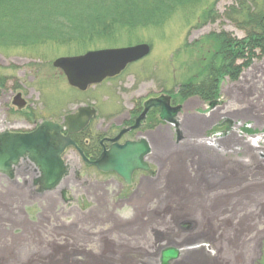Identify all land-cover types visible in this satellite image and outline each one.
Instances as JSON below:
<instances>
[{
	"label": "rangeland",
	"instance_id": "1",
	"mask_svg": "<svg viewBox=\"0 0 264 264\" xmlns=\"http://www.w3.org/2000/svg\"><path fill=\"white\" fill-rule=\"evenodd\" d=\"M239 1L264 13V0H201L161 27L122 29L106 42L0 49L6 61L0 77L20 82L5 81V103L10 100L12 84L20 85L19 92L36 109L72 93L61 72L53 68L59 58L143 44L151 47L149 56L128 67L112 84L95 90L100 109H123L125 100L109 94L114 87L122 88L128 98L131 93L132 98L142 95L146 99L177 92L181 84L197 76L206 58L207 63L211 61L206 37L223 31L239 40L246 37V31L236 29L224 17L233 5L239 10ZM220 98L227 109L223 116L235 124L230 135L234 137L216 136L214 122L204 130V137L185 141V148L180 147L182 143L174 144L172 135V143L170 137L164 138L165 159L158 168L154 165L157 174H143L147 184L138 193L139 201L121 204L119 198L138 192L136 185L121 182L104 192L99 205L85 200L78 184L70 186V201L65 202L58 190L44 201L36 195L34 175H19L14 180L0 175V264H159L157 255L167 246L181 251L174 264H190L193 259V264H207L213 257L214 264H264V118L258 124L251 122L259 134L253 138L242 134L241 124L246 120L239 116L244 105L260 102L264 109V57L245 69L237 81L223 79ZM186 108L191 116L204 115L208 120L218 111L212 113L198 101L188 102ZM234 109L239 110L235 113ZM21 119L12 114L8 118L11 122ZM7 127L26 128L25 124ZM208 142L219 150L217 165L210 159L213 151L201 159L190 148V144L194 148L204 144L209 149ZM206 174L210 179H205ZM140 176L134 179L137 184ZM97 179L108 178L98 175ZM90 211L93 216L85 218Z\"/></svg>",
	"mask_w": 264,
	"mask_h": 264
},
{
	"label": "trees",
	"instance_id": "2",
	"mask_svg": "<svg viewBox=\"0 0 264 264\" xmlns=\"http://www.w3.org/2000/svg\"><path fill=\"white\" fill-rule=\"evenodd\" d=\"M200 3L201 0H0V49L106 42L122 29L161 27L180 10ZM238 5L239 10L234 5L227 8L224 17L246 31V38L239 40L224 31L206 37L211 61L207 63L206 58L197 76L181 85L176 100L198 97L216 104L223 79L237 81L245 69L264 57V13L256 12L246 1Z\"/></svg>",
	"mask_w": 264,
	"mask_h": 264
},
{
	"label": "flooded vegetation",
	"instance_id": "3",
	"mask_svg": "<svg viewBox=\"0 0 264 264\" xmlns=\"http://www.w3.org/2000/svg\"><path fill=\"white\" fill-rule=\"evenodd\" d=\"M5 62L4 58L0 57V69L5 67ZM60 74L65 80L63 83L67 85L72 93L66 94L61 99L55 98L49 104L43 105L40 109L32 108V104H29V99L24 97L23 93L19 92L20 85H13L15 82L19 81L14 77H0V137L9 133H33L44 124H50L57 128L58 131L54 130L49 133L54 148L58 150L66 146L65 144L69 142L72 143L71 145H67L60 155V159L66 169V175L59 186L51 192H40L37 186V197L47 201V199H49L47 195L51 196L53 192H57L58 190L63 200H70V186L71 184H78L80 185L79 187L83 193L84 199L93 201L99 205V202L103 200L104 192L108 190L109 187H113L116 182H121L122 185L126 184L116 173L102 171L95 163L115 145L122 146L127 142H139L143 138L147 140L150 138V146H159L160 141H162L161 126L152 127L154 121H158L159 110L151 109L146 119L140 122L138 129H133L137 125V120L144 112L145 104L150 98L143 99L142 95L132 98L131 95L133 93L129 94L130 97L128 98L121 93L122 88L117 89L114 87L108 90L109 94L112 97H121L118 98L119 100H125V102L122 103L123 109H108L107 111H102L100 105L94 100V95L98 93L95 90L112 84L111 81L118 77L107 80L102 84L91 86L86 91H80L68 84L63 72ZM5 81L7 84L10 82L13 83L10 89L11 97L7 104L4 98ZM88 92L90 93L88 94ZM137 92L139 93L140 91ZM18 96H20L21 99L17 98ZM187 104L188 102L183 104L184 108L182 112L187 109ZM118 105H120V103ZM11 114L13 116H21L22 119L20 121L15 120L11 122V120H8ZM187 121L188 122L185 123V128L183 127L182 129L181 125L175 128V138H179V142L184 143L186 140L193 139L196 136L197 127L203 125V122L201 123L200 120L196 122L198 125L194 126L195 120L191 116ZM74 123H76L75 126ZM83 123L86 124L85 127L79 129V126ZM17 124H25L26 128L12 129L7 127ZM27 125L30 126L27 127ZM124 131V135L119 138ZM145 162L153 168L154 165L159 166L162 160L160 155L153 151L146 158ZM27 174L35 176L33 178L34 183V181L41 176L42 167L38 166L36 162L27 158H22L18 164L12 168V178L9 177V173L0 175L14 180L19 175ZM138 174L141 175L140 184L134 181ZM143 174L142 171L134 172L132 185L138 187H136L138 192L129 197L119 198L121 204L127 203V201L131 202L132 200L139 201L141 195L139 196L138 193L142 186L146 188L147 184L145 183L147 177ZM98 175L105 176L108 179L100 181L97 179ZM120 194H122L121 190L119 192V195ZM119 195L115 194L114 196L118 198ZM92 216L93 213L90 211L85 218H90Z\"/></svg>",
	"mask_w": 264,
	"mask_h": 264
},
{
	"label": "water",
	"instance_id": "4",
	"mask_svg": "<svg viewBox=\"0 0 264 264\" xmlns=\"http://www.w3.org/2000/svg\"><path fill=\"white\" fill-rule=\"evenodd\" d=\"M150 51L148 45H139L124 49L92 52L80 57L60 58L54 62V67L64 72L71 86L86 90L90 85L119 75L129 64L147 57ZM17 98L21 99L20 96ZM152 108L161 109L160 119L162 121L169 125H178L181 107H172L171 98L161 96L151 99L145 104V111L137 120L135 129L139 127L140 122L146 118ZM85 125L83 123L79 127L83 129ZM54 130L58 131L52 125L44 124L32 134H7L0 137V172L9 173L12 176V165H16L22 157L28 156L42 167V174L36 180V185H40L41 191L55 189L66 175L60 155L64 148L72 143H67L66 146L56 150L49 136V133ZM149 153L150 146L146 140L128 142L123 146H113L95 165L102 171L115 172L130 185L135 171H150V167L145 162ZM178 257L179 251L174 248H166L162 253L161 264H172Z\"/></svg>",
	"mask_w": 264,
	"mask_h": 264
},
{
	"label": "crops",
	"instance_id": "5",
	"mask_svg": "<svg viewBox=\"0 0 264 264\" xmlns=\"http://www.w3.org/2000/svg\"><path fill=\"white\" fill-rule=\"evenodd\" d=\"M260 102H257V103H253V104H249V105H244V110H243V112H240L239 113V116H240V118L242 117V118H244L245 120H246V122H248L247 120H250V122H254L255 124H258L259 122H260V120L261 119H263L264 118V109L261 107V105L259 104ZM240 107H241V105H239ZM192 110H194V109H192ZM196 110H198L199 112H202L203 111V109H196ZM239 109H234L233 110V112H237ZM186 114H187V112H186ZM205 117H207V116H205ZM205 117L203 118V119H201V123L203 122V125H201V127L199 126L198 128H197V133H196V135L197 136H199V137H204L205 136V134H203L204 133V130H206L208 127L210 128L211 127V125H213V123L215 122V124H217V122L220 120V117L218 116H213L212 117V119L211 120H208V119H205ZM214 117H215V119H214ZM183 118V117H182ZM198 118V117H197ZM183 120V119H182ZM187 120V119H186ZM183 123V122H182ZM184 124V123H183ZM205 124V125H204ZM205 126V127H204ZM167 129V130H166ZM212 130V129H211ZM165 132L166 133H164L165 134V138L167 137H170L171 138V132H170V129L169 128H165ZM201 135V136H200ZM173 136V135H172ZM234 136H232L231 138H233ZM170 140V142L172 143V138L171 139H169ZM148 141H150V138H149V140ZM174 147V146H173ZM210 151H213L212 152V155H211V157H210V159H212V161H213V164H216L217 165V163H214V159H218L219 158V156H218V153H219V150L218 149H213V148H210ZM216 151H218V152H216ZM213 154H217V156L216 157H213ZM160 158H161V160L163 161V159H165V153L164 152H161L160 154ZM220 165V164H219ZM221 165H222V163H221ZM207 175V174H206ZM207 177V176H206ZM210 177V176H209ZM209 177H207V178H209ZM210 179V178H209Z\"/></svg>",
	"mask_w": 264,
	"mask_h": 264
},
{
	"label": "bare ground",
	"instance_id": "6",
	"mask_svg": "<svg viewBox=\"0 0 264 264\" xmlns=\"http://www.w3.org/2000/svg\"><path fill=\"white\" fill-rule=\"evenodd\" d=\"M53 64H54V62H53ZM171 94H173V93H171ZM216 115H218L219 117L221 116V113H217ZM215 115V116H216ZM76 125V123H74V126ZM79 129H81L80 127H79ZM142 140H145L144 138L142 139ZM190 140V139H189ZM189 140H186V141H189ZM148 142V141H147ZM69 144H70V142H69ZM208 144L210 145V146H212V147H214L215 149H217L216 148V146H215V144H210L209 142H208ZM246 144V143H245ZM125 145V144H124ZM150 146V145H149ZM183 146V148H185V147H187V144H185L184 145V143H183V145H181L180 147H182ZM190 148H192L193 150H196L197 152H198V155H199V157H202L201 159H203V157L204 156H207V154H208V152H212V151H210V146L208 147L209 149H206V147H205V145L204 144H200V145H196L195 146V148H194V144H190ZM211 147V148H212ZM165 149H166V143L162 140V141H160V145L158 146H154V145H152V146H150V153L146 156V158L151 154V152H157L158 154H160L161 152H164L165 151ZM199 151H201V152H199ZM212 154V153H211ZM27 159H29V160H31V161H33V162H36L35 160H32L31 158H29L28 156L26 157ZM146 158H145V160H146ZM25 159V158H24ZM216 161V159H214V163H216L215 162ZM220 162V161H219ZM37 163V162H36ZM18 164V163H17ZM16 164V165H17ZM16 165H12V168L14 167V166H16ZM62 165H63V163H62ZM64 167V166H63ZM12 170V169H11ZM106 172V171H105ZM1 173V172H0ZM6 174V173H5ZM207 175H205L204 177H205V179L207 178L206 177ZM40 178V177H39ZM195 190H197V191H193L194 192V194H197V192H198V188H196ZM197 254H199V253H197ZM192 258H194L193 256H192ZM194 259L192 260V262H190V264H193L194 263ZM214 262H216L215 261V258L213 257L211 260H209L208 262H207V264H214Z\"/></svg>",
	"mask_w": 264,
	"mask_h": 264
}]
</instances>
